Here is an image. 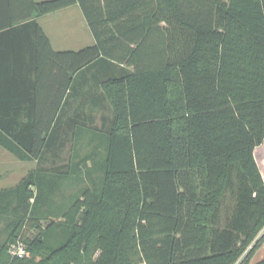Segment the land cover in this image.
Returning a JSON list of instances; mask_svg holds the SVG:
<instances>
[{
	"label": "trees",
	"instance_id": "obj_1",
	"mask_svg": "<svg viewBox=\"0 0 264 264\" xmlns=\"http://www.w3.org/2000/svg\"><path fill=\"white\" fill-rule=\"evenodd\" d=\"M75 4L94 44L54 51L36 18ZM263 145L264 0H0V146L36 163L0 264H251Z\"/></svg>",
	"mask_w": 264,
	"mask_h": 264
},
{
	"label": "rangeland",
	"instance_id": "obj_2",
	"mask_svg": "<svg viewBox=\"0 0 264 264\" xmlns=\"http://www.w3.org/2000/svg\"><path fill=\"white\" fill-rule=\"evenodd\" d=\"M67 21L75 23L74 18L72 19L70 18L69 20H66V18L58 20L57 26L56 27L53 26V30L55 32L54 35L65 40L67 39H72L73 41L77 40L76 32H74L76 28L72 30V33H69L68 31L67 32L63 31V29H61L62 25L67 23ZM62 32L64 33L62 34ZM86 43L87 42H85V40H82L81 37L80 39H78V41H74L73 44H74V48L78 49L83 45H86ZM83 100L84 99L82 100L79 99L74 101L72 104L73 105L72 109L68 110V114H71V112H73V107H75L77 104H79L80 106L82 105L83 109L81 111L85 116L88 117V118L85 117L84 119L87 122L88 119H92V124L99 125L101 119H99V116H97L98 114L93 113L92 116L91 115L92 111H89V109L87 108L88 101L86 102ZM68 147L69 145L65 144L64 148L61 149L60 157L62 159L64 158L65 160H67L69 155ZM256 157L258 162H260L261 172L264 177V145L257 149ZM35 166H36L35 161H20L12 153L6 151L0 146V189L15 185L16 183H18L21 177H23L29 170L34 169ZM47 166L49 167L50 165ZM263 258H264V242H262L258 247V249L255 251L254 255L251 257L250 263L251 264L255 263Z\"/></svg>",
	"mask_w": 264,
	"mask_h": 264
},
{
	"label": "crops",
	"instance_id": "obj_3",
	"mask_svg": "<svg viewBox=\"0 0 264 264\" xmlns=\"http://www.w3.org/2000/svg\"><path fill=\"white\" fill-rule=\"evenodd\" d=\"M34 1H43V0H34ZM64 18H66V20H69L70 18L71 19L74 18L75 23L67 21V23L62 25L61 29H63V31H66V32L68 31L69 33H72V30L76 28L74 32H76L77 40H74V41H78V39L82 37V40H85V42H87L86 45H83L82 47L76 49L74 48V44H73L74 41L72 39L65 40V39H61L57 37L56 35H54L55 32L53 30V26L56 27L58 20H61ZM36 21L39 24V26L42 28L47 38L49 39L51 47L54 51H77L83 47L94 44L93 35L91 34L89 27L86 23L85 17L80 7L77 4L60 9L58 11H55V12H52V13H49L43 16H40V17H37ZM63 33L64 32H62V34ZM23 177H21V179Z\"/></svg>",
	"mask_w": 264,
	"mask_h": 264
},
{
	"label": "built area",
	"instance_id": "obj_4",
	"mask_svg": "<svg viewBox=\"0 0 264 264\" xmlns=\"http://www.w3.org/2000/svg\"><path fill=\"white\" fill-rule=\"evenodd\" d=\"M8 253L12 257L22 258L26 254V245L23 241L17 240L9 245Z\"/></svg>",
	"mask_w": 264,
	"mask_h": 264
}]
</instances>
